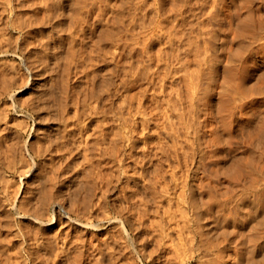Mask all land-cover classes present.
I'll return each instance as SVG.
<instances>
[{
  "label": "rangeland",
  "instance_id": "obj_1",
  "mask_svg": "<svg viewBox=\"0 0 264 264\" xmlns=\"http://www.w3.org/2000/svg\"><path fill=\"white\" fill-rule=\"evenodd\" d=\"M180 1L0 0V178L46 208L28 206L45 225L0 208V264H80L81 247L96 264L90 240L116 250L97 264H264V0H220L211 29Z\"/></svg>",
  "mask_w": 264,
  "mask_h": 264
},
{
  "label": "bare ground",
  "instance_id": "obj_2",
  "mask_svg": "<svg viewBox=\"0 0 264 264\" xmlns=\"http://www.w3.org/2000/svg\"><path fill=\"white\" fill-rule=\"evenodd\" d=\"M8 1V0H7ZM51 1V0H50ZM138 1V0H137ZM140 1V0H139ZM191 1V0H190ZM198 1H201V0H198ZM219 1L220 0H203V2H204V6H201L202 8V10H203V7H206V14L205 15H207V25H206V27L205 26H203V27H205V28H207V26H208V29H211V28H209L210 27V19L211 18H213L214 16H216L215 17V20L220 24L221 22H222V18L221 19H219L218 17H220L222 14L220 13V12H222L221 10H219L220 12L217 14V8H218V6H219ZM227 1V0H226ZM181 2V1H180ZM182 2H183V0H182ZM181 2V3H182ZM191 2H193V1H191ZM190 2V3H191ZM203 2H202V5H203ZM222 2H223V0H222ZM31 3V2H30ZM155 3V2H154ZM198 3V2H197ZM226 3V2H225ZM111 4V3H110ZM194 4H195V2H194ZM201 4V3H200ZM30 5V4H29ZM177 5H179V4H177ZM249 5V4H248ZM164 6V5H163ZM224 7V5H222L221 4V7ZM4 7V6H3ZM118 7V6H117ZM132 7V6H131ZM196 7V6H195ZM195 7H193V9L195 8ZM222 7V10H223V12L224 13H226L225 12V10H226V8L224 7L223 8ZM230 7H231V5H230ZM229 7V8H230ZM244 8H245V6H243ZM249 7V6H248ZM30 8V7H29ZM124 8V7H123ZM130 8V7H129ZM135 8V7H134ZM181 8H183V6L181 7ZM199 8V7H198ZM50 9V8H49ZM137 9V8H136ZM192 9V10H193ZM205 9V8H204ZM231 9V8H230ZM6 10V9H5ZM99 10V9H98ZM173 10V9H172ZM175 10V9H174ZM189 10V9H188ZM232 10H233V8H232ZM253 10V9H252ZM251 10V11H252ZM4 11V10H3ZM103 11V10H102ZM205 11V10H204ZM227 11V10H226ZM98 12V11H97ZM177 12V11H176ZM196 12V11H195ZM194 12V13H195ZM222 12V13H223ZM227 12H231V10L229 11H227ZM217 14V15H216ZM221 14V15H220ZM179 15V14H178ZM182 15V14H181ZM184 15V14H183ZM199 15V14H198ZM220 15V16H219ZM226 15V14H225ZM249 15V14H248ZM82 16V15H81ZM157 16V15H156ZM230 16H232V15H230ZM229 16V17H230ZM27 17V16H26ZM105 17V16H104ZM130 17V16H129ZM189 17V16H188ZM228 17V18H229ZM48 18V17H47ZM183 18H184V16H183ZM224 18V17H223ZM227 17H226V19H228ZM19 19V18H18ZM30 19V18H29ZM140 19V18H139ZM142 19V18H141ZM182 19V18H181ZM35 20V19H34ZM118 20H119V18H118ZM215 20H213V21H215ZM25 21V20H24ZM171 21V20H170ZM169 21V22H170ZM212 21V22H213ZM230 21V20H229ZM1 22V21H0ZM130 22V21H129ZM144 22V21H143ZM216 22V23H217ZM233 22V21H232ZM19 23H21V22H19ZM131 24V23H130ZM175 24V23H174ZM215 24V23H214ZM222 24H224L223 22H222ZM222 24L220 25V26H222ZM258 24V23H257ZM14 25V24H13ZM124 25V24H123ZM205 25V24H204ZM259 25V24H258ZM257 25V26H258ZM0 26H1V24H0ZM6 26V25H5ZM138 26V25H137ZM175 26V25H174ZM174 26H172V27H174ZM202 26H201V29H202ZM171 28V27H170ZM179 28V27H178ZM190 28V27H189ZM195 28V27H194ZM205 28H203V30L205 29ZM213 28V27H212ZM262 28V27H261ZM128 29V28H127ZM173 29V28H172ZM259 29V28H258ZM207 30V29H206ZM105 31V30H104ZM120 31V30H119ZM168 31V30H167ZM178 31V30H177ZM2 32V31H1ZM235 32V31H234ZM102 33V32H101ZM125 33H126V31H125ZM176 33V32H175ZM184 33V32H183ZM182 33V34H183ZM206 33H208L207 31H206ZM210 33H212L211 32V30H210ZM232 33V32H231ZM179 34V33H178ZM234 34V33H233ZM114 35V34H113ZM173 35V34H172ZM196 35V34H195ZM210 36L211 34H207V36ZM69 36V35H68ZM100 36V35H99ZM186 36V35H185ZM193 36V35H192ZM203 36V35H202ZM208 36V37H209ZM238 36V35H237ZM236 36V37H237ZM241 36V35H240ZM1 37V36H0ZM119 39V38H118ZM130 39V38H129ZM206 39V38H205ZM214 39V38H213ZM148 40V39H147ZM174 40V39H173ZM209 40V39H208ZM253 40V39H252ZM169 41V40H168ZM229 41V40H228ZM116 42V41H115ZM171 43V42H170ZM209 43V42H208ZM141 44V43H140ZM71 45V44H70ZM143 45V44H142ZM192 45V44H191ZM141 46V45H140ZM170 46V45H169ZM194 46V45H193ZM203 46H205V44L203 45ZM28 47H29V45H28ZM190 47V46H189ZM200 47V46H199ZM205 47H207V46H205ZM140 48V47H139ZM177 48V47H176ZM185 48V47H184ZM183 48V49H184ZM181 49V48H180ZM190 49V48H189ZM132 50V49H131ZM178 50V49H177ZM186 50V49H185ZM199 50V49H198ZM187 51H189V50H187ZM200 51V50H199ZM199 51H197V52H199ZM207 51V50H206ZM180 52V51H179ZM102 54V53H101ZM158 54V53H157ZM186 54V53H185ZM191 54V53H190ZM198 54V53H197ZM121 56V55H120ZM131 56V55H130ZM165 56V55H164ZM185 56V55H184ZM193 56H195V55H193ZM73 57V56H72ZM125 57V56H124ZM170 57V56H169ZM179 57V56H178ZM86 58V57H85ZM121 58V57H120ZM158 58H159V56H158ZM176 58V57H175ZM184 58V57H183ZM206 58V57H205ZM209 58V57H208ZM211 58V57H210ZM209 58V59H210ZM33 59V58H32ZM178 60V59H177ZM181 60V59H180ZM190 60V59H189ZM198 60V59H197ZM127 61V60H126ZM164 61V60H163ZM175 61V60H174ZM208 61V60H207ZM34 62H35V60H34ZM178 62V61H177ZM183 62V61H182ZM191 62V61H190ZM198 62H200V59H199V61ZM203 62V61H202ZM214 62V61H213ZM134 63V62H133ZM162 63V62H161ZM160 63V64H161ZM189 63V62H188ZM192 63V62H191ZM173 64V63H172ZM199 64V63H198ZM204 64V63H203ZM209 64V63H208ZM13 65V64H12ZM39 65V64H38ZM134 65V64H133ZM150 65V64H149ZM164 65V64H163ZM210 65H211V63H210ZM147 66V65H146ZM158 66V65H157ZM200 66V65H199ZM232 66V65H231ZM115 67V66H114ZM141 67V66H140ZM145 67V66H144ZM190 67V66H189ZM210 67H212V66H210ZM53 68V67H52ZM86 68V67H85ZM147 68V67H146ZM166 68H168L167 66H166ZM199 68V67H198ZM203 68V67H202ZM209 68V67H208ZM213 68V67H212ZM55 69V68H54ZM170 69V68H169ZM177 69V68H176ZM179 69V68H178ZM182 69H183V65H182ZM206 69H207V67H206ZM1 70V69H0ZM85 70V69H84ZM172 70V69H171ZM180 70V69H179ZM185 70V69H184ZM188 70V69H187ZM210 70V69H209ZM136 71V70H135ZM174 71V70H173ZM189 71H191V70H189ZM212 71V70H211ZM161 72V71H160ZM181 73H182V71H180ZM6 73V72H5ZM169 73V72H168ZM177 73V72H176ZM189 73V72H188ZM24 74V73H23ZM114 74V73H113ZM180 74V73H179ZM190 74V73H189ZM198 74V73H197ZM207 74V73H206ZM123 75V74H122ZM126 75V74H125ZM124 75V76H125ZM166 75V74H165ZM176 75H178V74H176ZM160 76V75H159ZM191 76V75H190ZM206 76V75H205ZM166 77V76H165ZM196 77H197V75H196ZM217 77V76H216ZM26 78V77H25ZM61 78V77H60ZM184 78V77H183ZM236 78V77H235ZM111 79V78H110ZM166 79V78H165ZM188 79V78H187ZM185 80V79H184ZM208 80V79H207ZM25 81V80H24ZM194 81V80H193ZM203 81V80H202ZM215 82V81H214ZM112 83V82H111ZM186 83V82H185ZM240 83V82H239ZM189 84V81H188V83H187V85ZM191 84V83H190ZM201 84V83H200ZM25 85V84H24ZM133 85V84H132ZM194 85H196V83L194 84ZM193 85V86H194ZM208 85V84H207ZM56 86V85H55ZM122 86V85H121ZM158 86V85H157ZM189 86V85H188ZM192 86V85H191ZM202 86V85H201ZM187 87V86H186ZM190 87V86H189ZM196 87V86H195ZM225 87V86H224ZM156 88V87H155ZM158 88H161L160 87V85H159V87ZM164 88H166V87H164ZM178 88V87H177ZM58 89V88H57ZM163 89V88H162ZM161 89V90H162ZM167 89V88H166ZM175 89V88H174ZM181 89V88H180ZM183 89V88H182ZM192 89V88H191ZM239 89V88H238ZM160 90V89H159ZM176 90V89H175ZM174 90V91H175ZM196 90V89H195ZM201 90V89H200ZM206 90V89H205ZM173 90L171 91V92H174ZM178 91V90H177ZM176 91V92H177ZM191 91V90H190ZM193 92V91H192ZM199 92V91H198ZM225 92V91H224ZM159 93V92H158ZM163 93H164V91H163ZM170 93V92H169ZM188 93V92H187ZM66 94V93H65ZM145 94H146V92H145ZM161 94H162V91H161ZM171 94V93H170ZM170 94H168L169 96H170ZM192 94V93H191ZM202 94V93H201ZM178 95H179V92H178ZM189 95V94H188ZM205 95V94H204ZM155 96H157V94H155ZM154 96V97H155ZM177 96V95H176ZM176 96H175V98H176ZM33 97V96H32ZM160 97V96H159ZM179 97H180V95H179ZM55 98V97H54ZM78 98V97H77ZM178 98V97H177ZM182 98V97H181ZM156 98H154V100H155ZM170 99V98H169ZM168 99V100H169ZM180 99V98H179ZM178 99V100H179ZM205 99V98H204ZM190 100V99H189ZM158 101V100H157ZM180 101V100H179ZM27 102V101H26ZM158 102H161V101H158ZM170 102H173V101H171L170 100ZM175 102V101H174ZM188 102V101H187ZM186 102V103H187ZM207 102V101H206ZM89 103V102H88ZM141 103V102H140ZM156 103V102H155ZM162 103V102H161ZM180 103V102H179ZM197 103V102H196ZM201 103V102H200ZM182 104V103H181ZM23 105V104H22ZM75 105V104H74ZM178 105V104H177ZM5 106V105H4ZM153 106V105H152ZM161 106V105H160ZM173 106H174V104H173ZM181 106V105H180ZM198 106V105H197ZM71 107V106H70ZM75 107H76V105H75ZM143 107V106H142ZM157 108H158V105L156 106ZM168 107V106H167ZM175 107V106H174ZM178 107V106H177ZM184 107V106H183ZM196 107V106H195ZM161 108V107H160ZM160 108H158V109H160ZM141 109V108H140ZM155 109V108H154ZM162 109V108H161ZM207 109V108H206ZM149 110V109H148ZM173 110V109H172ZM161 111V110H160ZM159 111V112H160ZM180 111V110H179ZM198 111V110H197ZM200 111V110H199ZM209 111V110H208ZM2 112V111H1ZM51 112V111H50ZM49 112V113H50ZM56 112H57V110H56ZM138 112V111H137ZM175 112V111H174ZM192 112V111H191ZM52 113V112H51ZM144 113V112H143ZM153 113V112H152ZM155 113V112H154ZM166 113H167V111H166ZM171 113V112H170ZM63 114V113H62ZM146 114V113H145ZM165 114V113H164ZM168 114V113H167ZM233 114V113H232ZM136 115V114H135ZM143 114H141V116H142ZM159 116H161L160 114H158ZM148 117V116H147ZM166 117H169V116H166ZM182 118V117H181ZM180 118V119H181ZM183 120V119H182ZM181 120V121H182ZM127 121V120H126ZM144 121V120H143ZM2 122V121H1ZM86 121H84V123H85ZM196 122V121H195ZM141 123H143L142 121H141ZM180 123V122H179ZM191 123V122H190ZM203 123V122H202ZM21 124V123H20ZM178 124V123H177ZM181 124V123H180ZM179 124V125H180ZM204 124V123H203ZM142 125V124H141ZM188 125V124H187ZM190 125V124H189ZM198 125V124H197ZM77 126V125H76ZM147 126V125H146ZM205 127V126H204ZM142 128V127H141ZM147 128V127H146ZM172 129V128H171ZM177 129V128H176ZM201 129V128H200ZM128 130V129H127ZM181 130V129H180ZM143 131V130H142ZM147 131V130H146ZM197 132H198V130H196ZM132 132V131H131ZM136 133V132H135ZM192 133V132H191ZM260 133V132H259ZM89 134V133H88ZM91 134V133H90ZM193 134V133H192ZM198 134V133H197ZM261 134V133H260ZM50 135V134H49ZM160 135V134H159ZM188 135V134H187ZM196 135V134H195ZM146 136V135H145ZM186 136V135H185ZM122 137V136H121ZM128 137V136H127ZM126 137V138H127ZM177 137V136H176ZM187 137V136H186ZM199 137V136H198ZM119 138V137H118ZM188 138V137H187ZM148 139V138H147ZM184 139H185V137H184ZM66 140V139H65ZM92 140V139H91ZM98 140V139H97ZM110 140V139H109ZM163 140V139H162ZM161 140V141H162ZM51 141V140H50ZM105 141V140H104ZM188 141H189V139H188ZM191 141V140H190ZM189 141V142H190ZM188 142V143H189ZM200 142V141H199ZM23 144V143H22ZM104 144V143H103ZM161 144V143H160ZM165 145V144H164ZM192 145H193V143H192ZM198 145H201L200 143H198ZM162 146V145H161ZM167 146V145H166ZM174 146V145H173ZM58 147V146H57ZM96 147V146H95ZM108 147V146H107ZM151 147V146H150ZM159 147V146H158ZM162 147H164V146H162ZM162 147H159V148H161L162 149ZM178 147V146H177ZM182 147V146H181ZM200 147H202V146H200ZM8 148V147H7ZM165 148V147H164ZM112 149V148H111ZM118 149V148H117ZM158 149V148H157ZM173 149V148H172ZM179 149V148H178ZM175 150H176V147H175ZM181 150V149H180ZM191 150V149H190ZM46 151V150H45ZM78 151V150H77ZM116 151V150H115ZM120 151V150H119ZM118 151V152H119ZM129 151V150H128ZM164 151V150H163ZM174 151V150H173ZM104 153H105V151H103ZM132 152V151H131ZM179 152V151H178ZM188 152V151H187ZM110 153V152H109ZM185 153H186V151H185ZM28 154V153H27ZM112 154H114V153H112ZM158 154V153H157ZM165 154V153H164ZM187 154V153H186ZM189 154V153H188ZM195 154V153H194ZM197 154V153H196ZM163 155V154H162ZM116 156V155H115ZM176 156V155H175ZM190 156V155H189ZM195 156V155H194ZM27 157V156H26ZM144 157V156H143ZM146 157V156H145ZM167 157V156H166ZM191 157V156H190ZM189 157V158H190ZM205 158V157H204ZM12 159V158H11ZM179 159V158H178ZM184 159V158H183ZM192 159V158H191ZM23 160V159H22ZM51 160V159H50ZM88 160V159H87ZM119 160V159H118ZM146 161V160H145ZM90 162V161H89ZM144 162V161H143ZM168 162V161H167ZM162 163V162H161ZM185 163V162H184ZM4 164V163H3ZM12 164H13V162H12ZM12 164H11V166H12ZM88 164V163H87ZM111 164V163H110ZM152 164V163H151ZM8 165V164H7ZM177 165H178V163H177ZM11 166L9 165V166H7V167H9V168H11ZM90 166V165H89ZM14 167V166H13ZM57 168V167H56ZM78 168V167H77ZM146 168V167H145ZM178 168V167H177ZM90 169V168H89ZM103 169H105V168H103ZM23 170V169H22ZM21 169H20V171H22ZM25 171V169L23 170V172ZM22 172V173H23ZM113 172V171H112ZM19 173V172H18ZM58 173V172H57ZM127 173V172H126ZM67 174V173H66ZM52 175V174H51ZM144 175V174H143ZM142 175V176H143ZM50 177V176H49ZM162 177V176H161ZM61 178V177H60ZM163 178V177H162ZM51 179V178H50ZM107 179V178H106ZM12 180V179H11ZM21 180V179H20ZM53 180V179H52ZM51 180V181H52ZM57 180V179H56ZM68 180V179H67ZM112 180V179H111ZM78 181V180H77ZM106 181V180H105ZM59 182V181H58ZM22 183V182H21ZM40 183V182H39ZM28 184V183H27ZM56 184H57V182H56ZM103 184V183H102ZM101 184V185H102ZM145 184V183H144ZM22 185V184H21ZM51 185V184H50ZM27 186V185H26ZM83 187V186H82ZM81 187V188H82ZM89 187V186H88ZM103 187V186H102ZM90 188V187H89ZM110 188V187H109ZM102 189V188H101ZM83 190V189H82ZM19 190H13V188L11 187V185H10V180H3V181H1V178H0V194H1V199H0V208H2L3 206V208L4 209H6V208H8V209H10L12 212H14V211H16L18 214H20V216L21 217H26L27 215H32V218H33V221L35 222V223H39L40 225H45L44 224V219H43V211L45 212V207H42L43 209H41V208H38V210H43L42 211V213H40V211L39 212H31L32 210H30L31 208H29L30 207V205H27L28 203H30L29 201H28V203L26 202H21V203H19L18 204V201H17V196H16V194L17 193H19L18 192ZM56 192V191H55ZM58 192V191H57ZM73 192V191H72ZM154 192V191H153ZM162 192V191H161ZM37 193V192H36ZM76 193V192H75ZM138 193V192H137ZM155 193V192H154ZM56 194V193H55ZM71 195V194H70ZM76 195V194H75ZM75 195H74V197L72 198V197H70L71 199H70V206L69 207H71V210H73V212H78L79 214L80 213H82V212H80V209H81V207H83L82 206V202L80 203V201H78V199L76 198L77 197V195H76V197H75ZM79 195V194H78ZM32 196V195H31ZM156 196H157V194H156ZM43 197L44 196H42V197H40V199L42 198L43 199ZM56 197V196H55ZM68 197V196H67ZM167 197V196H166ZM30 198V197H29ZM46 198H47V196H46ZM91 198V197H90ZM89 198V200H92V199H90ZM25 199V198H24ZM38 199V198H37ZM42 199H41V201H42ZM44 199H45V197H44ZM68 199V198H67ZM94 199V198H93ZM100 199V198H99ZM103 199V198H102ZM20 200H22V199H20ZM28 200H30V199H28ZM69 200V199H68ZM80 200V199H79ZM101 200V199H100ZM22 201H24V200H22ZM26 201V200H25ZM40 201V200H39ZM60 201V200H59ZM88 201V200H87ZM162 201V200H161ZM38 202V200L37 201H35V203H37ZM49 202V201H48ZM85 202H86V200H85ZM92 202V201H91ZM97 203H96V206H99L100 204H98V202L99 201H96ZM183 202V201H182ZM192 202V201H191ZM42 203V205L41 206H43L44 205V203H43V201L41 202ZM57 203V202H56ZM40 204V202L37 204V205H39ZM54 204V203H53ZM61 204L64 206V204H66V199L65 198H62V200L60 201V206H61ZM88 204H89V202H88ZM35 205V204H34ZM34 205H33V207H34ZM45 205H47V203H45ZM44 205V206H45ZM52 205V204H51ZM191 205V204H190ZM29 206V207H28ZM36 206V205H35ZM40 205H39V207H41ZM54 206V205H53ZM58 206H59V204H58ZM87 206V205H86ZM89 206V205H88ZM87 206V207H88ZM95 206V205H94ZM31 207H32V205H31ZM32 207V209H36L37 207H35V208H33ZM85 207V206H84ZM92 207V206H91ZM258 207V206H257ZM257 207H256V214L258 215V212H259V210H257ZM45 208V209H44ZM64 208V207H63ZM67 208V207H66ZM86 208V207H85ZM90 208V207H89ZM100 208V207H99ZM4 209H3V211H4ZM68 209V211H71V210H69V208H67ZM94 209V208H93ZM37 209L36 210H34V211H38ZM87 210V209H86ZM85 210V212H87ZM96 210V209H95ZM127 210V209H126ZM180 210V209H179ZM191 210V209H190ZM260 210H262V209H260ZM264 210V209H263ZM83 211V210H82ZM182 211V210H181ZM238 211V210H237ZM244 211V210H243ZM76 212V213H77ZM184 212V211H183ZM33 213V214H32ZM70 213V212H69ZM68 213V216H67V223H68V225H69V223H72V219L73 218H71V214H69ZM72 213V212H71ZM77 213V214H78ZM89 213V215L91 214L90 212H88ZM144 213V212H143ZM260 213V212H259ZM86 214V213H85ZM133 214H134V212H133ZM145 214V213H144ZM255 214V215H256ZM82 215H84V211H83V213H82ZM146 215V214H145ZM172 215V214H171ZM186 215H187V212H186ZM260 215V218H261V220H262V222L264 221V214L263 215H261V214H259ZM80 216V215H79ZM92 216V215H91ZM84 217H87V216H84ZM93 217V216H92ZM144 217V216H143ZM146 217V216H145ZM4 218V217H3ZM184 218V217H183ZM55 219V218H54ZM66 219V218H65ZM86 219V218H85ZM89 219H90V217H89ZM88 219V220H89ZM141 219V218H140ZM155 219V218H154ZM171 219V218H170ZM0 220H1V218H0ZM31 220V219H30ZM79 220V219H78ZM77 220V221H78ZM91 220V219H90ZM200 220V219H199ZM66 221V220H65ZM80 221V220H79ZM83 221V220H82ZM156 221V220H155ZM179 221V220H178ZM49 223V222H48ZM51 223V222H50ZM85 223H87V222H85ZM64 224V226H65V224H66V222H64L63 223ZM81 224V223H80ZM188 224V223H187ZM261 224V223H260ZM35 225H37V224H35ZM67 225V224H66ZM67 225V226H68ZM87 225L88 226H90V227H94V228H98L99 227V224L98 225H96V224H93V222L91 223V222H88L87 223ZM185 226V225H184ZM4 227V226H3ZM167 227V226H166ZM1 228H2V226H1ZM30 228V227H29ZM123 228H124V226H123ZM179 228V227H178ZM258 228V227H257ZM39 230L40 228H36V230ZM125 229V228H124ZM153 229V228H152ZM176 229V228H175ZM183 230V229H182ZM68 231V230H67ZM199 231V230H198ZM203 231V230H202ZM38 232V231H37ZM42 232V231H41ZM40 232V233H41ZM69 232V231H68ZM124 232H126V230L124 231ZM169 232V231H168ZM149 233V232H148ZM20 234V233H19ZM37 235L39 234V233H36ZM43 234V233H42ZM66 234H68V233H66ZM127 234V233H126ZM262 234V233H261ZM25 235V234H24ZM36 235V236H37ZM41 235V234H40ZM62 235V234H61ZM43 236V235H42ZM69 236V235H68ZM122 236V235H121ZM133 236V235H132ZM164 236V235H163ZM188 236V235H187ZM190 236V235H189ZM5 237V236H4ZM44 237V236H43ZM67 236H65V238H66ZM127 237V236H126ZM155 237V236H154ZM180 237V236H179ZM16 238V237H15ZM29 238H30V240H31V237L29 236ZM29 238H26V239H29ZM38 238H40V237H38ZM42 238V237H41ZM68 238V237H67ZM128 238V237H127ZM34 239H37V238H34ZM34 239H32L33 241H34ZM82 239V238H81ZM85 239V238H84ZM82 240V242L83 241H85V240ZM103 239H105V238H103ZM130 239V238H129ZM181 239V238H180ZM262 239V238H261ZM6 240V239H5ZM10 240V239H9ZM8 239H7V241H9ZM29 240V241H30ZM69 240V239H68ZM77 240V239H76ZM96 240V239H95ZM126 240V239H125ZM161 240V239H160ZM194 240V239H193ZM2 241V240H1ZM4 241V240H3ZM28 241V240H27ZM28 241V242H29ZM61 241V240H60ZM63 241V240H62ZM70 241V240H69ZM98 241V240H97ZM97 241H95V242H93V241H91L90 240V243H89V245L88 246H90V247H87L88 249L89 248H91L90 250H88L87 248V250H88V254H90V255H87V256H91V258H94L95 260L94 261H96L97 263L98 262H100L99 261V259H101L100 257L99 258H97L96 256L97 255H99V256H101V253H103V251H105L106 250V248H108L107 250H108V252L110 251L109 249H110V246H109V241L108 240H99V242H97ZM124 241V240H123ZM129 241V240H128ZM134 241V240H133ZM175 241V240H174ZM192 241V240H191ZM232 241V240H231ZM261 241V240H260ZM11 242H12V240H11ZM31 242V241H30ZM35 242H37V241H35ZM66 243L68 242V241H65ZM65 242H63V243H65ZM78 242V241H77ZM81 242V241H80ZM81 242V243H82ZM127 242V241H126ZM193 242V241H192ZM199 242V241H198ZM249 242V241H248ZM24 243H26V241L24 242ZM62 243V242H61ZM60 243V244H61ZM65 243V244H66ZM70 243V242H69ZM81 243L79 244V245H81ZM85 243V242H84ZM87 243V244H88ZM167 243V242H166ZM9 244H10V242H9ZM23 244V243H22ZM64 244V245H65ZM83 244V243H82ZM86 244V243H85ZM85 244L83 245L84 247H85ZM111 244H112V242H111ZM110 244V245H111ZM262 244V242L261 243H259V241H257V239L256 240H251L250 241V243L247 245V247H246V254H248V255H252L253 256V254L258 250V249H260L261 248V245ZM264 244V243H263ZM8 245V244H7ZM24 245V244H23ZM22 245V246H23ZM44 245V241H43V238H42V240L40 239L38 242H37V247H36V249L39 247V248H42V247H45V246H47V245H45V246H43ZM64 245H63V248H62V250L64 249ZM67 245V244H66ZM72 245V244H71ZM78 245V246H79ZM160 245V244H159ZM179 245V244H178ZM220 245H221V243H220ZM226 245V244H225ZM11 246V245H10ZM16 246V245H15ZM28 246V245H27ZM36 246V245H35ZM35 246H29V247H35ZM61 246V245H60ZM69 246V245H68ZM74 246H75V243H74ZM74 246H72L73 248H74ZM214 246H215V244H214ZM11 247H13V246H11ZM17 247V246H16ZM28 247V248H29ZM69 247H71V246H69ZM68 247V249H71V248H69ZM171 247V246H170ZM179 246H176V248H175V250L174 251H176V249L178 248ZM244 247V246H243ZM1 248V247H0ZM2 248H4V247H2ZM7 248H8V246H7ZM66 248V247H65ZM76 248H77V246H76ZM113 248H115V246L113 247ZM128 248V247H127ZM5 249H6V247H5ZM9 249H10V247H9ZM18 249V248H17ZM16 249V250H17ZM20 247H19V249L17 250V253H16V251H13V250H11L13 253L15 252L16 254H19L18 253V251L20 252ZM35 249V248H34ZM33 248H32V250H30V248H29V250H30V252H29V260H30V258H32L35 254L37 255L39 252L37 251L36 253L33 251L34 250ZM35 249V250H36ZM80 249V248H79ZM81 249H83V250H77V249H75L74 248V250L75 251H78V254H77V260H79V263L81 264V261L82 260H84V257H85V253H84V248H82L81 247ZM117 249V248H116ZM263 249H264V246H263ZM4 250V249H3ZM42 250V249H41ZM61 250V249H60ZM115 250V249H114ZM114 250H112L111 249V251H114ZM122 250V249H121ZM181 250V249H180ZM179 250V251H180ZM183 250V249H182ZM222 250L224 251V247H221L220 248V253L218 252H216L217 254H219V256H218V259H220L221 258V255H223L222 254ZM261 250H262V248H261ZM0 251H1V249H0ZM9 252V253H11L10 255H8L7 256V261H8V263H14V262H12V260L14 259H16L15 258V256H14V258H13V256L12 255H14V254H12V252ZM25 251V250H24ZM40 251V250H39ZM45 251V250H44ZM63 251H66V250H63ZM62 251V252H63ZM68 251V250H67ZM111 251L109 252V253H111ZM4 252V254H8V253H5V251H3ZM2 251H1V253H3ZM87 252V251H86ZM115 252H116V250H115ZM115 252H112V254L113 253H115ZM145 252V251H144ZM182 252H185V251H181V253ZM198 252V251H197ZM64 253V252H63ZM146 253V252H145ZM257 253V252H256ZM22 254V253H21ZM25 254V253H24ZM42 255L44 254L43 252L41 253ZM104 254V253H103ZM143 254V253H142ZM189 254V253H188ZM196 254V253H195ZM3 255V254H2ZM20 255V254H19ZM128 255V254H127ZM144 255V254H143ZM186 255V254H185ZM194 255V254H193ZM0 256H1V254H0ZM20 256H22V255H20ZM105 256V255H104ZM149 256V255H148ZM174 256V255H173ZM181 256H183V254L181 255ZM191 255H189V257H190ZM3 257V256H2ZM5 257V256H4ZM23 257V256H22ZM25 257H26V255H25ZM28 257V256H27ZM39 257V256H38ZM37 257V258H38ZM101 257H103V255L101 256ZM144 257V256H143ZM153 257V256H152ZM152 257H150V258H152ZM183 257H185V256H183ZM230 257V256H229ZM6 258V257H5ZM21 258V257H20ZM87 258V257H86ZM168 258V257H167ZM186 258H188L187 256H186ZM228 258V257H227ZM253 258H254V256H253ZM17 259H18V256H17ZM33 259H35V257H33ZM89 259H90V257H89ZM185 259V258H184ZM250 259H252L251 257H250ZM13 260V261H14ZM27 260H28V258H27ZM32 260V259H31ZM30 260V261H31ZM37 260V259H36ZM39 260H40V258H39ZM102 260V259H101ZM33 261V260H32ZM42 260H40L39 262H41ZM114 261V260H113ZM143 261V260H142ZM149 262L150 261V259H148L147 257H145V259H144V263H146V262ZM154 261V260H153ZM166 261V260H165ZM183 261V260H182ZM218 261V260H217ZM237 261V260H236ZM251 261H253V260H251ZM27 262V261H26ZM24 263V262H23ZM96 263V264H97ZM130 263V262H129ZM151 263V262H150ZM183 263H184V261H183ZM253 263V262H252ZM15 264H19L18 262H15ZM22 264V263H21ZM25 264V263H24ZM29 264V263H28ZM100 264H102V263H100ZM219 264V263H218ZM249 264H251V263H249ZM253 264H255V261H254V263Z\"/></svg>",
  "mask_w": 264,
  "mask_h": 264
}]
</instances>
